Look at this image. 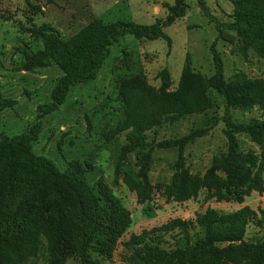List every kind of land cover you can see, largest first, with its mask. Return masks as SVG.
Segmentation results:
<instances>
[{"label":"trees","instance_id":"obj_1","mask_svg":"<svg viewBox=\"0 0 264 264\" xmlns=\"http://www.w3.org/2000/svg\"><path fill=\"white\" fill-rule=\"evenodd\" d=\"M204 14L215 23L219 36L234 30L243 42L244 53L253 46L264 45V0H235L232 20L221 21L212 14L206 0H198ZM189 5L176 0L169 5L165 19L152 24L129 20L107 21L103 16L91 22L69 38L52 29H39L44 48L27 55L29 67L56 63L63 75L51 93V100L38 107V121L29 131L14 136L0 132V264H20L36 256L47 242L48 264H65L70 257L78 264H104L112 257L119 238L132 224L131 211L115 196L103 180L95 184L87 173L94 169L72 160L59 168L48 157L33 151L42 130L41 118L57 110L77 84L93 81L111 54L112 45L128 34L138 39L163 38L171 42L166 26L184 17ZM260 46V47H261ZM215 73L206 78L196 72L187 60L177 94H170L167 70L161 72V91L143 80L132 79L123 91L127 114V142L116 164V177L122 178L136 192L139 203L152 199L153 185L149 179L152 153L155 148H178L175 172L164 185L167 201H186L207 191L208 199L243 203L253 192L264 193V118L238 121L231 108L249 110L255 105L264 107V79L250 78L237 72L229 81L225 78L224 63L214 41L211 45ZM264 52V50H262ZM209 88H214L227 103L221 120L227 138L226 152L215 154L212 166L204 176L193 175L186 165L188 143L206 135L210 127L156 143L147 140L146 131L164 123L183 118L187 113L201 112L209 107ZM5 104L0 103V126ZM247 134L259 150L242 149L238 134ZM137 152V173L123 168L124 157ZM206 234L189 248L191 264H264V241L244 239L251 223L264 224V208L259 211L245 205L231 213L222 214L209 207L199 216ZM191 221L176 217L166 223L132 234L124 243L136 250L135 259L141 264H175V256L163 248L157 236L179 229L188 233ZM230 243L225 254L220 243ZM97 255L96 257L94 255ZM185 261V259H183ZM184 264V263H183Z\"/></svg>","mask_w":264,"mask_h":264},{"label":"rangeland","instance_id":"obj_2","mask_svg":"<svg viewBox=\"0 0 264 264\" xmlns=\"http://www.w3.org/2000/svg\"><path fill=\"white\" fill-rule=\"evenodd\" d=\"M235 0H206L214 16L221 21L232 20ZM176 0H0V103L2 111L0 132L7 136L25 133L38 121V107L51 100V93L59 78L61 68L54 62L46 66L29 67L27 55L44 48L39 29L53 30L63 38H69L95 17L107 21L129 20L152 24L165 19L169 5ZM186 15L164 28L171 42L159 38L138 39L128 34L115 42L111 54L89 83L72 87L69 95L57 110L41 118L42 130L33 142V151L51 159L59 168L72 161L93 165L87 173L95 184L103 179L115 196L131 211L132 224L119 238L113 255L102 260L104 264H141L135 259L133 248L124 245L134 233L160 226L172 218L191 221L188 233L175 229L157 236L163 248L173 253L175 264H191L187 254L205 234L198 218L212 207L222 214L231 213L245 205L259 211L264 208V193L253 192L245 202L208 199L202 190L198 197L186 201H167L164 185L169 184L175 172L178 148H155L151 158L149 179L153 185L151 200L139 203L136 192L130 190L123 179L116 177V164L127 142L131 127L127 126V114L123 91L129 80H143L161 91V72L167 70L171 85L170 94H177L187 60L196 72L206 78L215 73L211 45L215 41L224 63L225 78L229 81L237 72L244 71L250 78L264 79V45L243 50V42L234 30L222 35L215 23L201 10L198 0H186ZM209 107L201 112L187 113L183 118L155 126L146 131L149 142L183 136L194 129L210 127L208 133L187 144L186 165L193 175L204 176L212 166L213 156L228 149L221 120L226 110V100L214 88H209ZM238 121L264 118V107L255 105L249 110L231 108ZM242 149L259 150L258 145L245 134H238ZM127 168L137 173V152L124 157ZM36 256L20 264H48L50 255L47 242ZM244 239L256 243L264 241V224L251 222ZM230 243L219 244L225 254ZM97 256L96 254L94 255ZM185 259V261L183 260ZM65 264H78L70 257ZM224 264H234L226 261Z\"/></svg>","mask_w":264,"mask_h":264}]
</instances>
